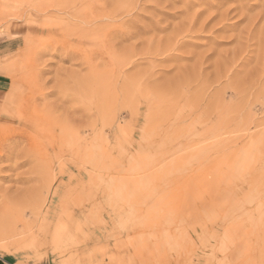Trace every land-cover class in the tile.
<instances>
[{"label":"rangeland","instance_id":"374dc122","mask_svg":"<svg viewBox=\"0 0 264 264\" xmlns=\"http://www.w3.org/2000/svg\"><path fill=\"white\" fill-rule=\"evenodd\" d=\"M3 37L0 264H264V0H0Z\"/></svg>","mask_w":264,"mask_h":264},{"label":"crops","instance_id":"0c3cea01","mask_svg":"<svg viewBox=\"0 0 264 264\" xmlns=\"http://www.w3.org/2000/svg\"><path fill=\"white\" fill-rule=\"evenodd\" d=\"M18 36V34L14 35ZM17 37L11 38H0V57L12 51L14 41ZM1 62V61H0ZM1 64V63H0ZM11 86L10 74L0 65V103L1 100L6 96Z\"/></svg>","mask_w":264,"mask_h":264},{"label":"bare ground","instance_id":"6f19581e","mask_svg":"<svg viewBox=\"0 0 264 264\" xmlns=\"http://www.w3.org/2000/svg\"><path fill=\"white\" fill-rule=\"evenodd\" d=\"M15 234H16V232H14V230H9V231H7V232H5V233H2V234H0V241H2V237L3 236H8V237H13V236H15ZM7 238V237H6ZM8 239V238H7ZM5 240V239H4Z\"/></svg>","mask_w":264,"mask_h":264}]
</instances>
